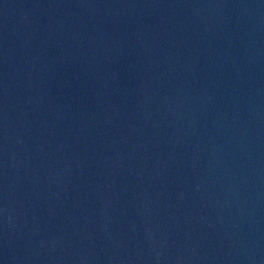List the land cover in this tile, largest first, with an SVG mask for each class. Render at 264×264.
I'll list each match as a JSON object with an SVG mask.
<instances>
[{"label":"water","instance_id":"95a60500","mask_svg":"<svg viewBox=\"0 0 264 264\" xmlns=\"http://www.w3.org/2000/svg\"><path fill=\"white\" fill-rule=\"evenodd\" d=\"M0 264H264V0H0Z\"/></svg>","mask_w":264,"mask_h":264}]
</instances>
